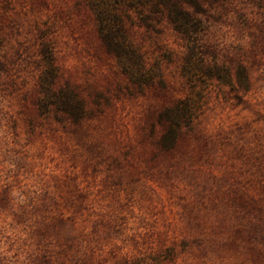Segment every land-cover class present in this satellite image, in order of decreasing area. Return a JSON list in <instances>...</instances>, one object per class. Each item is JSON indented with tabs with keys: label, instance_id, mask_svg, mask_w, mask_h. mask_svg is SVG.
I'll use <instances>...</instances> for the list:
<instances>
[{
	"label": "rangeland",
	"instance_id": "rangeland-1",
	"mask_svg": "<svg viewBox=\"0 0 264 264\" xmlns=\"http://www.w3.org/2000/svg\"><path fill=\"white\" fill-rule=\"evenodd\" d=\"M0 264H264V0H0Z\"/></svg>",
	"mask_w": 264,
	"mask_h": 264
},
{
	"label": "trees",
	"instance_id": "trees-1",
	"mask_svg": "<svg viewBox=\"0 0 264 264\" xmlns=\"http://www.w3.org/2000/svg\"><path fill=\"white\" fill-rule=\"evenodd\" d=\"M108 6L109 5H106L105 2L101 3L99 12L103 38L105 39L107 48L117 55V57L121 60L123 67L128 70L127 72L129 75H137L141 74V72H145L146 60L144 55L139 51V49L130 44V41L126 35L123 20L115 19V13L113 9L109 8ZM51 82L53 81L51 80L50 83ZM189 108L190 104L183 103L180 111H184L185 113L189 111ZM173 116H180L181 118V115L175 112Z\"/></svg>",
	"mask_w": 264,
	"mask_h": 264
}]
</instances>
